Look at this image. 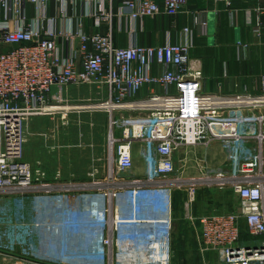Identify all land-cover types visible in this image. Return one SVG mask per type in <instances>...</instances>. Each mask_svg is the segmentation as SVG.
Segmentation results:
<instances>
[{
    "label": "built area",
    "instance_id": "1",
    "mask_svg": "<svg viewBox=\"0 0 264 264\" xmlns=\"http://www.w3.org/2000/svg\"><path fill=\"white\" fill-rule=\"evenodd\" d=\"M242 1L257 3L253 13L260 38L264 0ZM50 2L56 4L58 30L38 28L39 21L52 24ZM214 3L229 8L232 0ZM67 5L78 7V15L69 17ZM185 6L186 0H0V196L32 195L36 209L71 199L68 187L47 182L44 171L24 161L28 123L58 111L53 107L61 106V92L71 86L108 95L93 108L109 117L108 178L115 186L105 189L95 181L97 191L83 197L87 225L95 231L92 248L41 259L35 252L17 254L0 247V264H172V189L184 192L190 204L199 188L227 186L237 194L239 209L200 219L198 248L204 259L215 260L202 264H264V81L261 94L206 93L201 67L190 57L194 46L188 28L180 44L114 45L113 30L131 42L144 19L176 18ZM28 7L36 15L26 24ZM83 20L104 25L108 32L88 34ZM205 26L200 22V28ZM5 47L11 49L2 52ZM144 88L148 94L138 99ZM135 145L145 164L141 179L129 175ZM198 145H219L228 174L204 171L197 178L182 177L174 157L181 148Z\"/></svg>",
    "mask_w": 264,
    "mask_h": 264
},
{
    "label": "crops",
    "instance_id": "2",
    "mask_svg": "<svg viewBox=\"0 0 264 264\" xmlns=\"http://www.w3.org/2000/svg\"><path fill=\"white\" fill-rule=\"evenodd\" d=\"M116 7H118L117 1L114 4V8ZM255 7L257 3L253 1L244 3L242 0H232L231 7L226 8L223 4L214 3V0H186L184 10L176 18L161 15L154 20L144 19L141 26L137 24L131 42L126 34L119 35L116 30L115 32L113 30L114 45L127 47L130 44H136L149 47L166 43L180 44L185 39L183 30L188 28L192 33L194 46L190 57L201 67L202 86L206 93L222 96L244 93L261 94L264 81V15L260 19L262 34L260 38H257L256 15L253 13ZM76 9L78 10V7L67 5L68 16L73 18L74 15H78L75 14ZM26 15V24H28L36 14L33 8L28 7ZM47 15L52 20V24L48 21H39L38 28L42 30L61 28L60 22L55 19L57 15L54 2L49 3ZM2 19L3 15L0 11V20ZM200 22L205 23L204 29L200 28ZM83 27L88 34L105 35L108 32L106 26L95 27L90 20H83ZM10 49L5 47L1 51ZM155 90L161 93L159 89ZM147 94L148 89L144 88L138 94V99L144 98ZM102 98L105 100L108 95L103 92ZM95 112L105 117V123H103L105 126L101 127L102 124L100 127L105 129L106 137L91 139V141L84 140L82 143L83 136L78 130L76 131V133L79 132L77 145L73 142L74 144L66 147L60 142L56 145L52 143L50 150L53 152L49 154L50 159L46 156L36 163V167L31 164L34 168H40L45 172L47 182L61 188L68 187L65 193L71 196V199L60 206L48 203L36 209L32 195L0 196V245L9 249L24 246L30 251L33 250L31 253L35 252L41 259L60 257L64 250L69 252V249L83 254L95 245L94 228L87 225L90 219L87 214L88 201L83 197L97 191V186L93 183L95 181H99L105 189L115 187L108 178L109 117L103 112ZM262 116L264 117V110ZM96 117L99 118V116ZM94 127L90 124L89 128L84 130L91 131ZM262 131L264 133V123ZM261 151L264 157V140ZM132 158L133 164L129 175L131 178L141 179L145 173V164L140 156V149L136 145L132 150ZM174 163L178 172H184L181 176L186 179L197 178L200 172L204 171L213 174L212 176L216 173L227 175L229 172L227 158L219 145L183 147L176 153ZM210 165H215L212 167L217 169H209ZM56 175L59 176L58 181H54ZM255 181L260 182V179L257 178ZM261 183L264 194V181L262 180ZM239 204L237 194L228 186L221 190L199 188L194 202L190 204H187V196L184 192L172 189L171 252L173 224L193 225L195 245L200 252L196 242V233L200 230V219L237 213ZM145 214L153 215L154 213L146 212ZM239 224L243 240H246L245 224L243 221ZM130 233L132 237L133 231ZM200 258L209 259H204L202 253Z\"/></svg>",
    "mask_w": 264,
    "mask_h": 264
},
{
    "label": "rangeland",
    "instance_id": "3",
    "mask_svg": "<svg viewBox=\"0 0 264 264\" xmlns=\"http://www.w3.org/2000/svg\"><path fill=\"white\" fill-rule=\"evenodd\" d=\"M102 97L103 93H99L95 88L90 89L84 86L67 87L61 92L62 101L59 105L85 108L95 105ZM96 116H99V118ZM103 123H105V117L99 112L91 111V109H74L68 112L58 110L54 112L53 115L36 116L28 123L26 129L24 160L36 167V163L40 162V160L44 159L46 156L50 159L49 154L53 152L50 150V146H53L51 145L52 143L56 145L60 142L66 147L74 143L77 145L79 143V132L76 133V131L78 130L83 136L81 139L82 143H84V140L91 141V139L96 140L100 137L104 138L106 137L105 129H101V127L105 126ZM90 124L95 126L93 130L89 131L90 129H88L85 131L84 129L89 128ZM100 125L102 126L100 127ZM73 132H75V134H73ZM73 135H75V137ZM212 166L215 165H210L209 169H217V167L215 168ZM181 233L182 236L180 237ZM0 247L4 246L0 245ZM24 250L29 253L33 251H30L24 246H18L14 249V252L20 254L22 251L25 252ZM172 254L173 264H202L215 262L212 258L205 260L200 258L201 253L195 245L194 228L192 224H173Z\"/></svg>",
    "mask_w": 264,
    "mask_h": 264
},
{
    "label": "bare ground",
    "instance_id": "4",
    "mask_svg": "<svg viewBox=\"0 0 264 264\" xmlns=\"http://www.w3.org/2000/svg\"><path fill=\"white\" fill-rule=\"evenodd\" d=\"M95 107L94 105L93 106H88V107H85V108H82V107H67V106H56L55 108L53 107L54 110H64L65 112H68V111H72L74 109H91ZM94 109V108H93ZM53 110V111H54ZM95 110V109H94Z\"/></svg>",
    "mask_w": 264,
    "mask_h": 264
},
{
    "label": "trees",
    "instance_id": "5",
    "mask_svg": "<svg viewBox=\"0 0 264 264\" xmlns=\"http://www.w3.org/2000/svg\"><path fill=\"white\" fill-rule=\"evenodd\" d=\"M242 235H243V233H242ZM242 239H244V238L242 237Z\"/></svg>",
    "mask_w": 264,
    "mask_h": 264
}]
</instances>
